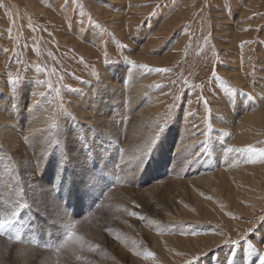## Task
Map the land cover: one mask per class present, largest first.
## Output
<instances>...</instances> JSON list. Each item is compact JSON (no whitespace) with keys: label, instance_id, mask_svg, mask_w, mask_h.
<instances>
[{"label":"rangeland","instance_id":"374dc122","mask_svg":"<svg viewBox=\"0 0 264 264\" xmlns=\"http://www.w3.org/2000/svg\"><path fill=\"white\" fill-rule=\"evenodd\" d=\"M0 127V264H259L264 0H0Z\"/></svg>","mask_w":264,"mask_h":264},{"label":"snow or ice","instance_id":"6c2138e0","mask_svg":"<svg viewBox=\"0 0 264 264\" xmlns=\"http://www.w3.org/2000/svg\"><path fill=\"white\" fill-rule=\"evenodd\" d=\"M134 63V62H131ZM142 67H146V66H142ZM156 71H168L167 69H156ZM11 83H16V81H11ZM49 87H51V85H49ZM18 91V89H17ZM247 95V94H246ZM249 99H251V97H249ZM206 103V102H205ZM12 107H17V104H12ZM210 127V126H209ZM163 131V128L161 127L160 129V133ZM157 134V138L159 137V134ZM155 143V140H152L151 143L149 144V148L151 147V144ZM236 151H240V149H235ZM250 152H253L254 154H258L259 159L264 162V148H253V147H249L248 149ZM228 151H233V149L229 148ZM87 162V157H85V163ZM38 166V165H37ZM27 205L25 204H20L19 207H17L15 210H12L10 212V214L8 215H4V216H0V236H5L6 235V228H8L10 225H12L18 218L19 214H20V210L24 207H26ZM138 207V206H137ZM130 215H132L133 217H136L137 219H145V217L143 216H139L138 213L136 212H131ZM76 227L75 223H70L68 225H66V232H65V238L64 240L61 242L60 247H63L65 244L73 241L74 239H78V237L76 236V234L74 233L73 229ZM253 229H249V231L251 232ZM11 239H16L19 240L20 237L19 235H17L16 237ZM230 243H236L237 241H229ZM249 249L253 252H256L257 249L255 248V246L251 243H249ZM154 254L152 252H147L146 256L151 257ZM188 264H192V261H188ZM259 264H264V254H260L259 257Z\"/></svg>","mask_w":264,"mask_h":264},{"label":"bare ground","instance_id":"6f19581e","mask_svg":"<svg viewBox=\"0 0 264 264\" xmlns=\"http://www.w3.org/2000/svg\"><path fill=\"white\" fill-rule=\"evenodd\" d=\"M108 83V82H107ZM106 83V84H107ZM104 86V85H103ZM103 86L100 88L101 89V91L102 92H104V89H103ZM112 86H115V85H113L112 84ZM111 87V86H110ZM96 88V87H95ZM101 94V93H100ZM89 103V102H88ZM113 107H116V105L115 106H112V108ZM90 109H91V107H90ZM148 113V112H147ZM147 113H146V115H147ZM245 115V114H244ZM144 118V117H143ZM111 120V118H109V120H107L106 122H109ZM247 120L248 119H246V120H244V122H243V124H246V122H247ZM250 120V119H249ZM141 121V120H140ZM143 121V120H142ZM141 123V122H140ZM143 123V122H142ZM144 124H146V123H144ZM94 125V124H93ZM143 125V124H142ZM90 128H92L93 126H91L90 124L88 125ZM99 126V125H98ZM141 126V125H140ZM1 128V127H0ZM78 129H76V130H74L73 132H77V133H79V136L80 135H83V132H82V128H84V127H82V126H78L77 127ZM143 128H145V127H143ZM11 130H6V131H3L2 129H0V148L1 147H3L2 145H4V148H5V145L6 144H8L10 147H8L10 150H14V144L16 145V143H17V141H14V136L12 137V141H9V140H7V139H5V141L3 142L2 141V139L4 138L3 136H6V137H10V136H12L13 134H11V132H10ZM134 132V131H133ZM137 134V133H136ZM150 134V133H149ZM183 135H184V133H182ZM90 135H91V137H92V135H95V132L94 133H90ZM89 135V136H90ZM141 135V134H140ZM183 135H177V143L175 142L173 145H174V147L175 148H181V146L179 145V142H180V140H181V137L183 136ZM35 136V135H34ZM75 136H76V133H75ZM79 136H78V138L77 139H79V140H81L80 138H79ZM142 136V135H141ZM151 136V135H150ZM147 137V136H146ZM84 138L87 140V139H89V137L88 136H84ZM93 138V137H92ZM132 139V137H130V140ZM145 139V138H144ZM148 139H149V137H148ZM183 139V138H182ZM139 140H141V139H137V138H134L133 140H131V141H133V143L135 142V143H138V142H140ZM172 140H174V137L172 136V137H170L169 136V138H168V140H166V142H165V145L167 146V147H170V142L172 141ZM187 140V139H186ZM9 142H10V144H9ZM169 142V143H168ZM183 142V141H182ZM2 143V144H1ZM132 143V144H133ZM140 144V143H139ZM137 145V144H136ZM133 146V145H132ZM135 146V145H134ZM131 147V146H130ZM138 147V146H137ZM140 147V146H139ZM183 147V146H182ZM191 147V146H190ZM134 149V148H133ZM137 149V148H136ZM177 149V150H178ZM8 151V150H7ZM135 151V150H134ZM225 152V151H224ZM134 153H136V152H134ZM0 154H2V150L0 149ZM224 154V153H223ZM128 155V154H127ZM137 157V156H136ZM130 158H131V156H130ZM218 159V158H217ZM215 174H213V176H214ZM208 177V176H207ZM198 179V178H197ZM206 179H210V178H206ZM205 182V181H204Z\"/></svg>","mask_w":264,"mask_h":264}]
</instances>
